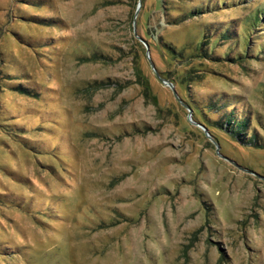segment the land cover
<instances>
[{
  "label": "rangeland",
  "instance_id": "1",
  "mask_svg": "<svg viewBox=\"0 0 264 264\" xmlns=\"http://www.w3.org/2000/svg\"><path fill=\"white\" fill-rule=\"evenodd\" d=\"M207 1L0 0V264H264V0Z\"/></svg>",
  "mask_w": 264,
  "mask_h": 264
},
{
  "label": "trees",
  "instance_id": "2",
  "mask_svg": "<svg viewBox=\"0 0 264 264\" xmlns=\"http://www.w3.org/2000/svg\"><path fill=\"white\" fill-rule=\"evenodd\" d=\"M231 2L234 3V0L232 1L229 0L228 2H226L225 0H209L207 2H200V3L194 2V5L188 10V12L181 15V21L185 19L199 17L206 13H213L215 10L221 8L222 5H225V4L233 5L231 4ZM253 15L255 16V19H252L253 20L252 22L251 17ZM263 19H264V4L261 6H258L256 10L252 12L250 16V20L248 21V23H246V25H248L247 30L249 32L252 31V29L254 28L256 24H258L259 22H263ZM256 20H259V21H257L256 23ZM234 25L235 24H232V23L216 24V25L214 23L208 24L206 28L203 30L202 38L200 39L201 42L195 48V50L197 51V56L217 60V58L219 57L215 55V46L218 43L222 41L226 42L227 40H231L234 38L235 40H232V41H234L235 43H239V41H241L240 39L241 37L240 36L238 37V34H237L238 32H236V30L234 29ZM247 30L246 32L245 31L243 32L244 38H249L248 37L249 34H247ZM212 36L215 38L212 39L213 38ZM231 50H232V47L229 45L224 57H227L229 53L231 52ZM168 51H170L171 53H174V48L169 45ZM228 58L233 59V60L236 59L232 56L231 57L229 56ZM221 99L222 98H220V101ZM212 102L214 103L216 101H212ZM209 107L210 106H207L206 108H209ZM227 111L228 112H226V114L223 115V118L217 122L216 127L224 128V123H225V126H226L225 128L231 134L233 139L238 141V143H240L241 145L260 146L258 142H255V139H256L255 133H251L249 136H247L248 134L247 130L250 126V119H249L250 116L248 114L244 115L242 113L241 115L240 113H238V111H236L235 108H231L230 110H227ZM203 124L207 127L210 125V124L207 125L205 123Z\"/></svg>",
  "mask_w": 264,
  "mask_h": 264
},
{
  "label": "water",
  "instance_id": "3",
  "mask_svg": "<svg viewBox=\"0 0 264 264\" xmlns=\"http://www.w3.org/2000/svg\"><path fill=\"white\" fill-rule=\"evenodd\" d=\"M150 63H151L152 68L154 69L156 75L158 76V78H159L162 82H164L165 84H168V85L173 89L175 96H176V97H177V98H178V99H179V100H180V101H181V102H182V103H183V104H184V105L190 110V112H191L190 107H189L188 105H186V104H185V103L179 98V96H178V94H177V91H176V89H175V87H174V84H173L172 82H170L169 80L163 78V77L159 74V72H158L157 69L155 68V65H154V63L152 62L151 59H150ZM197 124H198L200 127H202V128L204 129V131L206 132V135H207L208 137H210V139L212 140V142L215 144V146H216V152H217V154H218L220 157H222V158H224V159H226V160L232 162L235 166H237L238 168H240V169H242V170L248 171V172H250V173H255L254 171L249 170V169H247V168H245V167L239 165L237 162H235V161L229 159L227 156L223 155V154L221 153V151H220V145H219V143H218L215 139H213V138L210 136V133H209V131H208V128H207L206 126H204L203 124H201V123H197Z\"/></svg>",
  "mask_w": 264,
  "mask_h": 264
}]
</instances>
